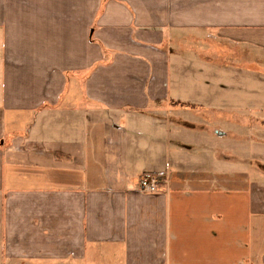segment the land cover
Here are the masks:
<instances>
[{"label": "crops", "instance_id": "crops-1", "mask_svg": "<svg viewBox=\"0 0 264 264\" xmlns=\"http://www.w3.org/2000/svg\"><path fill=\"white\" fill-rule=\"evenodd\" d=\"M194 32L263 80L264 0H0V264H264V130L205 146Z\"/></svg>", "mask_w": 264, "mask_h": 264}, {"label": "rangeland", "instance_id": "rangeland-1", "mask_svg": "<svg viewBox=\"0 0 264 264\" xmlns=\"http://www.w3.org/2000/svg\"><path fill=\"white\" fill-rule=\"evenodd\" d=\"M172 43L174 50L182 56L188 55V59L193 63L189 65L194 71L191 73L204 75V79L190 78L186 81L191 95L189 98L196 100L203 95L206 106H217L214 111H205V146L210 144L213 147H225L227 154L233 151L237 159L240 157L242 162L247 164L251 151L255 152L251 144L256 138H260L257 137L256 131L264 130L260 128L262 123L259 122L264 120V51L257 52L258 73L263 76V80L250 81L249 78H238L234 74V68L241 69L247 60L244 50L242 55L237 54L234 58L237 50L231 44L221 48L215 37H207L203 32L178 34ZM221 50L225 53H221ZM201 63L204 64V70ZM222 105L234 107H219ZM254 119H258V122ZM218 127L225 129L227 134L224 137L219 138L214 133V128ZM258 160V166L264 168V158L259 157Z\"/></svg>", "mask_w": 264, "mask_h": 264}, {"label": "built area", "instance_id": "built-area-1", "mask_svg": "<svg viewBox=\"0 0 264 264\" xmlns=\"http://www.w3.org/2000/svg\"><path fill=\"white\" fill-rule=\"evenodd\" d=\"M159 182H160L159 177L151 173H144L139 178V186L142 191H146V192L159 191L160 190Z\"/></svg>", "mask_w": 264, "mask_h": 264}]
</instances>
